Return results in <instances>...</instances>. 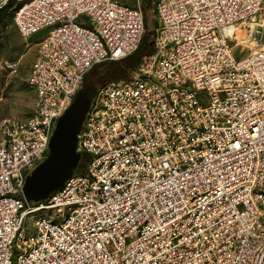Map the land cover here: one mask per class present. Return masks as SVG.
Segmentation results:
<instances>
[{
  "label": "built area",
  "instance_id": "2783aa9c",
  "mask_svg": "<svg viewBox=\"0 0 264 264\" xmlns=\"http://www.w3.org/2000/svg\"><path fill=\"white\" fill-rule=\"evenodd\" d=\"M14 1L22 36L47 30L31 114L0 119V264H264V0H155L152 51L97 87L84 163L36 204L21 184L52 119L93 65L135 50L147 0Z\"/></svg>",
  "mask_w": 264,
  "mask_h": 264
},
{
  "label": "water",
  "instance_id": "95a60500",
  "mask_svg": "<svg viewBox=\"0 0 264 264\" xmlns=\"http://www.w3.org/2000/svg\"><path fill=\"white\" fill-rule=\"evenodd\" d=\"M95 65L82 76L68 103L52 119L44 153L23 175L21 195L27 204L47 199L84 163L79 133L98 87L93 85L96 76L89 75Z\"/></svg>",
  "mask_w": 264,
  "mask_h": 264
},
{
  "label": "rangeland",
  "instance_id": "374dc122",
  "mask_svg": "<svg viewBox=\"0 0 264 264\" xmlns=\"http://www.w3.org/2000/svg\"><path fill=\"white\" fill-rule=\"evenodd\" d=\"M117 1L130 6L137 4L136 0ZM154 1L147 0V4L144 7L147 29L150 28L152 23L149 7H151ZM14 4L15 1L11 0V2L0 9V119L5 116L25 119L31 114L33 91L26 85L25 76L35 53L36 42L47 30L44 28L27 37L22 36L12 19ZM243 28L242 22L236 23L234 30L235 37L231 39L235 54H237L239 49L242 52H246L249 48V45L242 44L238 38L243 32ZM7 59H17L18 63L15 71H9L7 68L2 67V61ZM90 73L95 77L92 71L89 72V75ZM93 85H100L97 78L94 79Z\"/></svg>",
  "mask_w": 264,
  "mask_h": 264
},
{
  "label": "trees",
  "instance_id": "16d2710c",
  "mask_svg": "<svg viewBox=\"0 0 264 264\" xmlns=\"http://www.w3.org/2000/svg\"><path fill=\"white\" fill-rule=\"evenodd\" d=\"M11 0H8V3ZM147 4V3H146ZM145 5H143V8ZM144 10V9H143ZM144 31L142 32L138 45L134 51L121 59H107L97 63L92 69L93 74L96 76L98 84L104 83L109 80L122 78L133 69L145 53H149L153 49V42L151 40L152 32L147 29V23L144 20ZM90 71V69L88 70Z\"/></svg>",
  "mask_w": 264,
  "mask_h": 264
}]
</instances>
